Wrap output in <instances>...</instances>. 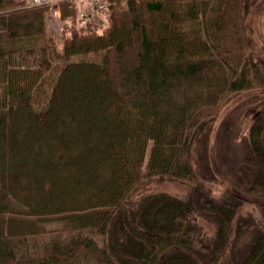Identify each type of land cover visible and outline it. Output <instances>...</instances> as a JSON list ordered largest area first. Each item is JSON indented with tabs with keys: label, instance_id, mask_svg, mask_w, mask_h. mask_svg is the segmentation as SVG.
<instances>
[{
	"label": "trees",
	"instance_id": "16d2710c",
	"mask_svg": "<svg viewBox=\"0 0 264 264\" xmlns=\"http://www.w3.org/2000/svg\"><path fill=\"white\" fill-rule=\"evenodd\" d=\"M259 1L108 0L81 30L61 0L59 48L47 5L0 0V264H264V226L201 180L264 215V106L214 132L264 86Z\"/></svg>",
	"mask_w": 264,
	"mask_h": 264
},
{
	"label": "rangeland",
	"instance_id": "374dc122",
	"mask_svg": "<svg viewBox=\"0 0 264 264\" xmlns=\"http://www.w3.org/2000/svg\"><path fill=\"white\" fill-rule=\"evenodd\" d=\"M263 1L260 0L257 4V9L260 11V18H259V24L263 31L264 35V8L262 6ZM49 29H51L54 33V36L56 38V43L58 47L60 48L62 46V41L60 40V34L62 33V30L67 26V24L64 22L61 18L56 17H50L47 19ZM73 23V24H72ZM94 23V22H92ZM96 25L94 29L101 30L103 28V24L105 23V18L100 23L99 21L95 22ZM76 26L79 29H89L87 27H81L77 20H74L70 23V27ZM93 26V25H92ZM242 102H250V103H242ZM241 103V105H244V108L240 111L237 119V124L239 127V136H244L247 134L248 128L255 116V114L264 106V86L263 87H257L248 89L245 91H242L239 93L233 100H231L226 107L223 109L222 113L218 115V117L215 120L214 124V132H216L219 123L223 119V116L226 115L225 112H227L229 109H231L233 106H238ZM213 135H211V141H212ZM213 143V142H212ZM204 185L206 188H208L212 193L219 194L223 190H230L233 193H235L240 199L241 204L238 208V213H251L252 216L255 218V220L260 224V226H264V215L262 213L261 207L259 205V200L251 198L249 196H246L242 193H239L231 187L229 182L223 178L219 177L215 180H208V179H202ZM189 186L181 181L178 180H168V179H156L151 182H149L144 188L141 189V192H155V191H165L171 194H174L178 197H185L188 193ZM198 222L202 226V232L206 239L208 240V237H211L214 233V224L208 220H206L203 217H198Z\"/></svg>",
	"mask_w": 264,
	"mask_h": 264
},
{
	"label": "built area",
	"instance_id": "2783aa9c",
	"mask_svg": "<svg viewBox=\"0 0 264 264\" xmlns=\"http://www.w3.org/2000/svg\"><path fill=\"white\" fill-rule=\"evenodd\" d=\"M61 0H28L31 5H47L50 17L59 19ZM77 2V22L80 26L87 27L97 18H103L108 0H76Z\"/></svg>",
	"mask_w": 264,
	"mask_h": 264
}]
</instances>
